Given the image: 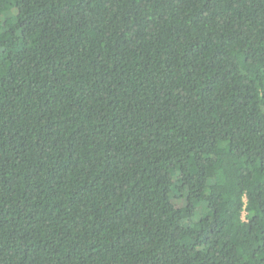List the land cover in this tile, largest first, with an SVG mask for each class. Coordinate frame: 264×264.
Returning <instances> with one entry per match:
<instances>
[{
    "label": "trees",
    "instance_id": "obj_1",
    "mask_svg": "<svg viewBox=\"0 0 264 264\" xmlns=\"http://www.w3.org/2000/svg\"><path fill=\"white\" fill-rule=\"evenodd\" d=\"M0 264H264V0H0Z\"/></svg>",
    "mask_w": 264,
    "mask_h": 264
},
{
    "label": "rangeland",
    "instance_id": "obj_2",
    "mask_svg": "<svg viewBox=\"0 0 264 264\" xmlns=\"http://www.w3.org/2000/svg\"><path fill=\"white\" fill-rule=\"evenodd\" d=\"M246 216H247V213H246V212H244V219H246Z\"/></svg>",
    "mask_w": 264,
    "mask_h": 264
}]
</instances>
